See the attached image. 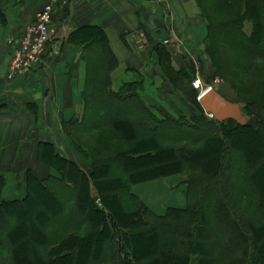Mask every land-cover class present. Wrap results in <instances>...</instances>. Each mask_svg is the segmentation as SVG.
<instances>
[{
	"label": "trees",
	"instance_id": "16d2710c",
	"mask_svg": "<svg viewBox=\"0 0 264 264\" xmlns=\"http://www.w3.org/2000/svg\"><path fill=\"white\" fill-rule=\"evenodd\" d=\"M195 1L208 26L201 70L210 64L256 125L209 119L192 86L195 64L174 72L171 44L156 49L165 81L200 115L173 118L142 82L113 90L119 65L94 43L104 41L99 28L81 29L71 42L96 59H86L84 115L65 132L90 170L48 140L38 159L52 174L26 171L23 198L4 199L0 175V264H264V0ZM178 176L184 208L158 215L132 191Z\"/></svg>",
	"mask_w": 264,
	"mask_h": 264
},
{
	"label": "crops",
	"instance_id": "0c3cea01",
	"mask_svg": "<svg viewBox=\"0 0 264 264\" xmlns=\"http://www.w3.org/2000/svg\"><path fill=\"white\" fill-rule=\"evenodd\" d=\"M51 2L0 0V175L6 181V200L17 198L7 197L4 173L31 170L40 179L51 175L52 170L38 159L43 143L53 138L50 130L56 123V132L58 127L66 131L84 115L86 61H95L96 56L86 54L80 43H72L73 34L86 27L99 28L104 41L96 39L94 43L107 45L119 65L109 75L112 88L142 82L149 101L159 108L162 106L155 100L164 92L168 93L163 94L164 105L169 109L184 102L176 88L166 82L158 60L156 49L165 47L164 40H171L174 72L186 69V61L195 64L194 58L207 62L200 51H204L208 26L195 0H168L165 5L150 0H61L54 18L59 34L50 43L43 63L30 75L9 79L10 42L24 35ZM140 35L148 38L149 47L138 45ZM98 54L103 57L102 50ZM143 201L153 209L144 197Z\"/></svg>",
	"mask_w": 264,
	"mask_h": 264
},
{
	"label": "rangeland",
	"instance_id": "374dc122",
	"mask_svg": "<svg viewBox=\"0 0 264 264\" xmlns=\"http://www.w3.org/2000/svg\"><path fill=\"white\" fill-rule=\"evenodd\" d=\"M212 21H216V20H212ZM246 28H247L246 29L247 32L249 33L251 31V25L247 24ZM228 33L229 32H226L224 38H225V40L231 41L232 39H229V36H227ZM202 54L208 61V58L204 54V51L203 52L200 51V56ZM194 62L196 64V72L194 73L193 82L195 81L196 77L199 76L205 87L218 89L219 93L222 96H225V98L228 101H231L233 103H239L241 105L242 111L245 114V117L248 120V122L252 125H256L257 121H255V119L253 117L248 116V114L244 110L245 109L244 103L239 102V100L236 97L231 86L227 85L223 81L222 78L213 76V74L211 72L212 67H210V64H209V68H208V66L204 68V73H205V75H204V73L201 70V66H200L201 59L200 58H194ZM193 82H192V85H193ZM112 89L116 90L117 88L113 87ZM164 93H165V95L168 94L166 92H164ZM163 94H162L161 98L157 96V100H155V104L161 105L162 106L161 108L165 109L168 113H170L173 118H176V115L178 116L180 114L188 116V117H190V115H192V114L200 115L197 109L193 108L192 105H188L186 102H183V103L178 102L177 109H173V110L169 109L168 107H166L164 105ZM178 97L181 100L185 101L184 98H182L180 96H178ZM197 100H198V98H197ZM252 110H253V112H255L254 108H252ZM206 116L211 120L213 119L207 114H206ZM57 123H59V122H57ZM55 125H56V123H55ZM55 125H54V128L52 130H50V135H52L53 138L49 139V141H53L57 144V146L59 147L57 149L59 150V152L63 156L70 158V159H72V158L75 159L76 161L80 162L83 165L85 170L89 171L91 163L89 161L85 160L83 158V156L78 151H76L74 149L71 141L66 136L65 130H61V128L58 127L57 132L55 131V129H56ZM73 153H75V154H73ZM4 174L8 179V187L6 189L7 197L8 198L9 197H11V198H23L25 196V193H26V181H27L25 178L26 172L18 171V172L4 173ZM110 175H112V174H110ZM183 182H184V178L178 176V177L170 178L168 180L156 182V184H152L153 182H151V183H146L143 185L135 186V187H133L132 191L135 192L136 195L138 194V196L142 200L144 197L146 202L153 208L152 210L156 214H158V213L164 214L166 212V210L170 207H178V208H184L185 207L186 186L183 185ZM38 211L39 212L44 211L43 207L39 206ZM34 218H35V216H30L28 214L26 216V219L31 220V222H32L31 225L34 226L35 228H37L39 231L42 232L45 228H47L45 223H42L39 220H35ZM30 232H31L30 228L29 227L26 228L27 235ZM95 243H96V241L93 243V245H94L93 248H96L99 246V248L103 249L106 246V244L102 243V242L99 244H97V243L95 244ZM32 247H34L32 244H30V246H28L29 249ZM71 259H76V256L73 255V257Z\"/></svg>",
	"mask_w": 264,
	"mask_h": 264
},
{
	"label": "built area",
	"instance_id": "2783aa9c",
	"mask_svg": "<svg viewBox=\"0 0 264 264\" xmlns=\"http://www.w3.org/2000/svg\"><path fill=\"white\" fill-rule=\"evenodd\" d=\"M155 4L165 5L168 0H150ZM61 0H52L50 5L38 15L36 23L30 27L24 35L10 42L12 57L9 79L30 75L39 67L46 56L47 47L58 36L59 32L53 23V17ZM137 43L140 47H149V40L146 36L140 35ZM171 43L170 40L163 41L165 46ZM193 88L199 92V99L210 88L203 85L199 76L193 82ZM213 118L212 115H209Z\"/></svg>",
	"mask_w": 264,
	"mask_h": 264
},
{
	"label": "water",
	"instance_id": "95a60500",
	"mask_svg": "<svg viewBox=\"0 0 264 264\" xmlns=\"http://www.w3.org/2000/svg\"><path fill=\"white\" fill-rule=\"evenodd\" d=\"M200 104L207 114H211L219 122L232 120L245 126L247 119L239 103H233L224 98L218 89H210L200 99Z\"/></svg>",
	"mask_w": 264,
	"mask_h": 264
},
{
	"label": "bare ground",
	"instance_id": "6f19581e",
	"mask_svg": "<svg viewBox=\"0 0 264 264\" xmlns=\"http://www.w3.org/2000/svg\"><path fill=\"white\" fill-rule=\"evenodd\" d=\"M225 98V97H224Z\"/></svg>",
	"mask_w": 264,
	"mask_h": 264
}]
</instances>
